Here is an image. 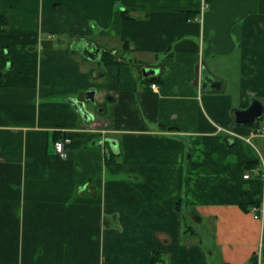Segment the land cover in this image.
<instances>
[{"label":"crops","instance_id":"crops-1","mask_svg":"<svg viewBox=\"0 0 264 264\" xmlns=\"http://www.w3.org/2000/svg\"><path fill=\"white\" fill-rule=\"evenodd\" d=\"M0 15V264H264V133L244 139L264 109L233 114L264 106V0H0Z\"/></svg>","mask_w":264,"mask_h":264},{"label":"water","instance_id":"water-1","mask_svg":"<svg viewBox=\"0 0 264 264\" xmlns=\"http://www.w3.org/2000/svg\"><path fill=\"white\" fill-rule=\"evenodd\" d=\"M83 43V46L80 44L76 45V47L82 51L83 55L91 60L98 59L101 53V49L92 42L84 41ZM144 72L145 74H147L149 70L147 68H144ZM200 76L203 88L208 87V83L214 84L213 86H211V89H217L219 87V81L213 79L205 71L204 68L200 70ZM84 98L85 100H79L75 105L76 108L79 109V111H82L85 115H88L90 114L87 108L88 103L94 104V91L86 92L84 94ZM263 109L264 106L262 102L258 99L253 98L245 108L233 110L234 122L236 124L252 125L262 116Z\"/></svg>","mask_w":264,"mask_h":264},{"label":"built area","instance_id":"built-area-1","mask_svg":"<svg viewBox=\"0 0 264 264\" xmlns=\"http://www.w3.org/2000/svg\"><path fill=\"white\" fill-rule=\"evenodd\" d=\"M152 87L154 88L155 84H152ZM218 130H224V129L218 128ZM225 130L228 131L227 129H225ZM258 133H264V130H262V129L252 130L250 132V136L244 137V139L249 142L251 136H253L254 134H258ZM68 142H69V139L66 137H60L54 141L53 145H54V150H55V153L57 156H59L61 158H65L67 156L66 144ZM252 170L257 171L258 168L247 170L245 172V174L243 175L244 178H247L248 176H250ZM251 211H252L253 216L255 218H262L263 209L260 206L255 205V206L251 207ZM258 259H260V253L258 254Z\"/></svg>","mask_w":264,"mask_h":264},{"label":"trees","instance_id":"trees-1","mask_svg":"<svg viewBox=\"0 0 264 264\" xmlns=\"http://www.w3.org/2000/svg\"><path fill=\"white\" fill-rule=\"evenodd\" d=\"M7 20L0 15V31H3L6 28Z\"/></svg>","mask_w":264,"mask_h":264},{"label":"rangeland","instance_id":"rangeland-1","mask_svg":"<svg viewBox=\"0 0 264 264\" xmlns=\"http://www.w3.org/2000/svg\"><path fill=\"white\" fill-rule=\"evenodd\" d=\"M184 224H185V223H184ZM184 224H183V225H184ZM186 225H187V223H186Z\"/></svg>","mask_w":264,"mask_h":264}]
</instances>
